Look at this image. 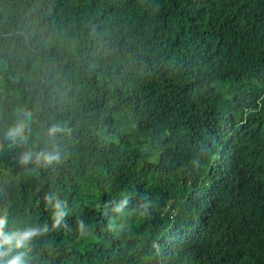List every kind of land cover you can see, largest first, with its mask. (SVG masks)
Returning a JSON list of instances; mask_svg holds the SVG:
<instances>
[{
  "label": "trees",
  "instance_id": "1",
  "mask_svg": "<svg viewBox=\"0 0 264 264\" xmlns=\"http://www.w3.org/2000/svg\"><path fill=\"white\" fill-rule=\"evenodd\" d=\"M0 216L30 264H264V0H0Z\"/></svg>",
  "mask_w": 264,
  "mask_h": 264
},
{
  "label": "clouds",
  "instance_id": "2",
  "mask_svg": "<svg viewBox=\"0 0 264 264\" xmlns=\"http://www.w3.org/2000/svg\"><path fill=\"white\" fill-rule=\"evenodd\" d=\"M22 116L23 118L7 132V137L13 143L25 141L27 139L26 132H30L33 115L30 111H25ZM61 131L63 129L54 125L49 129V135H54ZM32 155L31 151L24 153L21 162L28 163ZM41 157L49 164L58 160L57 155L41 152L37 155V163H39ZM56 208H60L59 203L56 204ZM63 215V212H57L54 227L59 226ZM6 225L7 217L0 216V264H30V248L34 238L40 234L39 230L35 227H27L5 232Z\"/></svg>",
  "mask_w": 264,
  "mask_h": 264
}]
</instances>
